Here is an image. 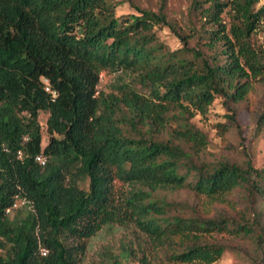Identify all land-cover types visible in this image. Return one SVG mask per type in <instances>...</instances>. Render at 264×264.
<instances>
[{"label": "trees", "instance_id": "16d2710c", "mask_svg": "<svg viewBox=\"0 0 264 264\" xmlns=\"http://www.w3.org/2000/svg\"><path fill=\"white\" fill-rule=\"evenodd\" d=\"M117 1L0 0V264H81L88 239L129 223L144 246L123 240L107 250L111 264H211L228 237H249L264 264L262 220L216 211L234 209L238 189L264 198V165L199 164L209 140L191 122L221 97L237 123L232 105L264 81L251 42L264 0H192L201 26L189 34L169 21L166 0L127 16ZM157 26L183 46L170 49ZM103 71L120 73L110 92L99 89ZM256 119L264 130V109ZM143 187L190 188L194 214H172L175 202Z\"/></svg>", "mask_w": 264, "mask_h": 264}, {"label": "rangeland", "instance_id": "374dc122", "mask_svg": "<svg viewBox=\"0 0 264 264\" xmlns=\"http://www.w3.org/2000/svg\"><path fill=\"white\" fill-rule=\"evenodd\" d=\"M116 13L118 16H127L131 13H138L139 8L158 10L163 0H118ZM192 0H166L165 12L169 21L177 28V31L189 34L190 28H200L199 18L191 13ZM224 19L229 23L228 13H224ZM158 37L170 48L177 49L183 46V41L170 26H157ZM190 46H195L196 37L189 39ZM252 44L262 52L264 56V23L253 34ZM119 72L103 71L99 89L105 92L113 90L118 81ZM128 76L125 77V80ZM252 101H242L232 105L235 110L237 123L230 121L224 99L217 97L210 106L206 116L201 114L191 118V122L208 136L209 144L196 160L199 164H217L221 160H228L244 164L250 160L255 167L264 165V130L257 127V114L264 109V81L255 85ZM47 112H41L39 121L43 130V145L48 142L47 133ZM224 127L227 129L224 130ZM166 137V135L164 136ZM129 189V184L122 185ZM87 187V184L85 185ZM152 197L173 201L177 205L171 211L172 214H194V207L198 202V196L190 188L184 187L175 190L157 189L151 190ZM234 202V209L225 205L217 206L216 211L224 214L230 219H239L245 214L248 220L264 223V198L261 196L249 195L246 191L238 189L231 196ZM21 201L17 202V206ZM259 209L263 212L259 214ZM212 214H215V210ZM261 217V218H259ZM143 233L136 229L133 223L116 224L113 227H105L94 237L88 239V245L81 264H111L107 250L118 252L123 240L134 241L139 238V243L144 246L141 239ZM226 246L221 258L211 264H254L258 256V249L249 237H228L220 238ZM123 264H139L136 261L124 262ZM257 264V263H256Z\"/></svg>", "mask_w": 264, "mask_h": 264}, {"label": "built area", "instance_id": "2783aa9c", "mask_svg": "<svg viewBox=\"0 0 264 264\" xmlns=\"http://www.w3.org/2000/svg\"><path fill=\"white\" fill-rule=\"evenodd\" d=\"M36 159L40 162V163H42V164H44L45 163V161H46V158H45V156H43V155H38L37 157H36ZM15 206H17V203L16 204H14V207ZM10 209H8V211H9ZM46 252V250H44V253Z\"/></svg>", "mask_w": 264, "mask_h": 264}]
</instances>
